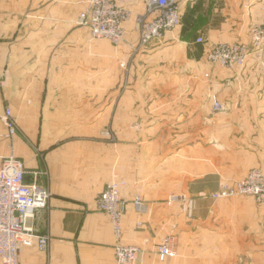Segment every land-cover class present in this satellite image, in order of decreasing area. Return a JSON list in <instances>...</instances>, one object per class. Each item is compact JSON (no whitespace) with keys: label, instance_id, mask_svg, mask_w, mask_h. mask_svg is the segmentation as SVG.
<instances>
[{"label":"crops","instance_id":"obj_1","mask_svg":"<svg viewBox=\"0 0 264 264\" xmlns=\"http://www.w3.org/2000/svg\"><path fill=\"white\" fill-rule=\"evenodd\" d=\"M180 4L181 24L137 50L144 0H128L119 45L78 23L87 0H0V157L12 142L25 181L51 193L29 220L49 248L34 240L18 264H117L110 216L97 208L114 180L126 182L121 241L140 247L137 264H264V205L212 197L264 172V69L255 54L235 69L206 57L211 45L249 43L264 0ZM168 235L176 255L161 260Z\"/></svg>","mask_w":264,"mask_h":264},{"label":"built area","instance_id":"obj_2","mask_svg":"<svg viewBox=\"0 0 264 264\" xmlns=\"http://www.w3.org/2000/svg\"><path fill=\"white\" fill-rule=\"evenodd\" d=\"M145 10L135 16L139 32L137 48L144 47L154 40H160L168 32L181 24L182 12L180 0H144ZM133 11L128 0H87L86 8L80 13L78 23L89 28L94 39H106L115 45L125 40L127 23L133 18ZM249 43H219L211 45L206 57L213 64L227 69L246 65L248 57L255 54L263 69L264 60V21L254 23L249 29ZM204 43V37L197 39ZM1 86V79H0ZM214 109L221 110L220 101H214ZM7 128L5 136L13 139L18 132L17 122L12 109L7 108L3 115ZM0 157V262L1 264H18L19 254L25 245L36 240L38 246L47 250L50 245L48 234H38L29 225V220L49 203L51 197L47 186L37 182L25 181L27 170L23 161L13 154ZM39 172L35 171L37 175ZM41 173V172H40ZM46 174V171L42 172ZM124 180H114L98 195V210L110 216L116 244L114 247L117 264H137L140 247L122 243V219L127 209V202L121 198L120 189ZM251 196L264 205V172L251 169L247 175L234 182L223 183L212 194L213 198H232ZM143 197L136 195L135 203L141 205ZM159 259L165 260L176 255V237L168 235L158 245Z\"/></svg>","mask_w":264,"mask_h":264},{"label":"rangeland","instance_id":"obj_3","mask_svg":"<svg viewBox=\"0 0 264 264\" xmlns=\"http://www.w3.org/2000/svg\"><path fill=\"white\" fill-rule=\"evenodd\" d=\"M138 49H140V48H137V50H138ZM108 132H110V131H106V133H108ZM249 197H251V196H249ZM252 198H253V197H252Z\"/></svg>","mask_w":264,"mask_h":264}]
</instances>
